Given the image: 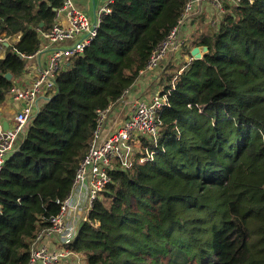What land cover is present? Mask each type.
I'll use <instances>...</instances> for the list:
<instances>
[{
    "label": "trees",
    "instance_id": "obj_1",
    "mask_svg": "<svg viewBox=\"0 0 264 264\" xmlns=\"http://www.w3.org/2000/svg\"><path fill=\"white\" fill-rule=\"evenodd\" d=\"M61 2L0 0V106ZM187 2L113 0L90 46L59 72L0 171V264H28L70 193L97 111L134 85ZM211 28L194 43L207 48L202 58L157 82L167 105L153 160L136 154L111 171L94 227L83 223L70 245L86 264H264V0L229 6Z\"/></svg>",
    "mask_w": 264,
    "mask_h": 264
},
{
    "label": "built area",
    "instance_id": "obj_2",
    "mask_svg": "<svg viewBox=\"0 0 264 264\" xmlns=\"http://www.w3.org/2000/svg\"><path fill=\"white\" fill-rule=\"evenodd\" d=\"M61 1L53 26L42 34L44 41L42 48L52 47L46 64L35 69L33 81L29 87L13 86L6 95L5 100L10 99L20 103L22 110L14 115L11 128L4 129L0 122V171L14 151L16 139L23 137L28 118L39 110L38 100L41 98L45 101L49 100L55 93L57 75L71 58L83 54L84 50L90 46L96 36L102 15L109 12V5L113 2V0H106L96 13L93 22L95 25H93L90 17L75 7L73 0ZM254 1L188 0L178 25L152 52L146 66L139 72L138 79L150 76L167 56L174 55L186 47L187 42L182 28L191 23L192 14L197 8L204 4L211 6L217 14L211 25L216 26L229 6L237 7L241 3L250 5ZM60 18L65 19L66 26L59 23ZM65 41H73V44L68 47L53 48ZM2 43L6 44L7 39H0V46ZM40 51L27 59L36 57ZM192 60L193 58L190 57L188 63ZM122 97L118 103L97 111V127L88 151L78 165L70 193L60 204L58 214L49 219L48 226L40 230L34 239L28 264H60L63 260L71 259L79 254L73 251L70 245L78 236L80 224L89 222L94 227L89 214L95 200L109 184L111 171L116 166L129 169L134 162L136 149L141 156L139 163L153 160L155 153L153 148L157 146V138L161 131L160 117L167 105V96L161 95L159 91L146 99L135 98L128 101L130 110L117 128L107 133L105 124L115 106L124 103ZM144 139L147 141L145 147H143Z\"/></svg>",
    "mask_w": 264,
    "mask_h": 264
},
{
    "label": "crops",
    "instance_id": "obj_3",
    "mask_svg": "<svg viewBox=\"0 0 264 264\" xmlns=\"http://www.w3.org/2000/svg\"><path fill=\"white\" fill-rule=\"evenodd\" d=\"M74 5L77 9L81 10L82 12L86 13L92 23L94 22L96 13L100 9V7L106 2V0H73ZM206 5V6H205ZM211 6L204 4L200 8H197L195 12L192 14L191 23L186 25L182 28V31L184 33V38L186 39L187 45L185 48L189 49V55L187 56V59L191 57L190 52L194 47H197L194 45L196 40L194 41V38L192 36L194 35V32H198L199 29L198 26L205 25L202 24V20L206 22V19H209L211 16V11L209 10ZM59 23L62 26H66V21L64 18L59 19ZM197 28V29H196ZM196 29V30H195ZM73 44V41H65L63 43H60L55 47H68ZM42 46H44V41L42 43ZM40 47V53L36 57H31L26 60V66L25 70L21 77L16 79L14 81V87H29L33 81L35 69L39 68L40 66H44L47 62V59L49 57V53L52 49V47L49 48H42ZM200 47V46H198ZM178 53V52H177ZM176 53V57L178 56ZM0 55H4V52L0 53ZM173 54L167 56V58L161 63L160 67L157 68L154 72L150 74V76H143L142 78L138 79L134 85L127 91V93L122 97V101L124 103H120V105H116L113 109L112 114L108 118L106 124H105V130L107 133L112 132L114 129L117 128V126L121 123L127 112L130 110L131 106L127 104L128 101L135 99V98H149L153 94L161 91V87L157 86V82L159 81L160 77L163 78V72L169 66L170 64L174 63L175 65L179 64L174 57ZM187 61V60H186ZM44 101V98H41L39 100L40 105ZM16 102L11 101L10 99H6L4 103L0 106V122L2 124L7 123L8 128H11L13 126V119L14 115L17 113L15 110ZM20 104V103H19ZM21 106V104H20ZM22 107V106H21ZM22 136L18 137L15 142V149L19 146V143L21 142ZM49 248H52V246H49Z\"/></svg>",
    "mask_w": 264,
    "mask_h": 264
},
{
    "label": "rangeland",
    "instance_id": "obj_4",
    "mask_svg": "<svg viewBox=\"0 0 264 264\" xmlns=\"http://www.w3.org/2000/svg\"><path fill=\"white\" fill-rule=\"evenodd\" d=\"M209 10H212L211 11V16L209 17V19H206V22L204 20L201 21L202 24H205V25L198 26L199 29H201V30H198V32L197 31L194 32V35L192 36V38H194V41L195 40L196 41L200 40L201 36L203 34L207 33L208 31H211V29H212L211 27H213L211 25V23L216 18L217 14L215 13V11H214V9L212 7H210ZM2 52H4V48H2V46H0V53H2ZM175 55H174V57L176 58V60H178L177 62H179V64H177V65H175L174 63L170 64L167 67V70L165 72V76L171 74L172 72L175 73L177 71H178V74H179L182 71V68H183L182 66H184L186 63H188V60H189V58L187 59V56L189 55V49L188 48L182 49L181 51H179L177 53V55H178L177 57ZM180 67H182V68H180ZM160 79H161V77H160ZM39 106H41V104ZM135 151L136 152L134 153V157L135 156L137 157L138 155H136V154H139V151L137 149ZM82 225L83 224H80V226H82ZM96 227L97 226H95V228ZM60 264H86V262H85V258H84L83 255L77 254L71 259L63 260Z\"/></svg>",
    "mask_w": 264,
    "mask_h": 264
},
{
    "label": "water",
    "instance_id": "obj_5",
    "mask_svg": "<svg viewBox=\"0 0 264 264\" xmlns=\"http://www.w3.org/2000/svg\"><path fill=\"white\" fill-rule=\"evenodd\" d=\"M93 25H95V23H93ZM6 45H7V44H5V46H6ZM206 52H207V48H206L205 46L194 47V48L191 50L190 55H191V57L193 58V60H200V59L202 58L203 54L206 53ZM5 78H6L7 80H11V75H10L9 73L5 74ZM38 101H39V100H38ZM38 101H37V103H38ZM14 107H15V110H16L17 112H20V111L22 110V107H21L20 104L17 103V102L15 103ZM34 115H35V114H33L31 117L28 118V120H27V122H26V125H25V128H28V127H29V123H30V121H31V119H32V117H33ZM3 127H4V129H8V124H7V123H4V124H3Z\"/></svg>",
    "mask_w": 264,
    "mask_h": 264
}]
</instances>
